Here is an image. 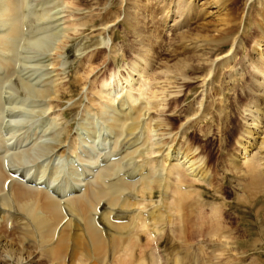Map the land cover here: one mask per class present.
<instances>
[{
    "label": "bare ground",
    "instance_id": "1",
    "mask_svg": "<svg viewBox=\"0 0 264 264\" xmlns=\"http://www.w3.org/2000/svg\"><path fill=\"white\" fill-rule=\"evenodd\" d=\"M127 1V9H133V12L126 13L127 17H130V28L138 45L134 57L123 66L124 73L119 74V70L111 72L101 80L96 90L90 89L95 96L91 97V100H95L94 112L101 115H105L107 111L112 113L109 124L107 123L111 136L118 139L119 133L126 127L127 136L124 137L123 144L127 146L124 150L118 149L117 155L106 152L107 155L99 159L98 144H90L89 149H82L80 146L94 143L92 136L96 139L99 136L92 126H84L85 134L77 133V136L68 142L67 151H62L63 156L70 155L69 158L73 159L74 163L70 162V166H66L68 170L63 172L65 166L60 168L54 164L56 149L61 147L62 143L58 139L59 136L52 141L56 135V126L52 122L57 114L47 119L43 115L48 109L43 104L59 97L56 87L62 77H57L59 73H55L52 66L56 65V57L62 54L60 52L65 49L72 32L77 33V27L81 25L72 18L75 17L74 7H78L82 2L0 0V122L4 120L5 113L8 116H18L8 123V137H4L0 132V264H111L121 255H133L138 233L142 232L143 228H148L147 231L155 240L156 234L163 228L158 227V223L169 222V218L181 210L180 203L184 198L194 193L193 198L197 201L195 202L200 204L203 198L202 190L190 188L194 185L192 183L213 185L212 188L216 191L217 186L212 183L216 173L212 174L204 156L198 151V146L192 142L179 141L185 137L186 127L193 115L199 113L197 116L200 117H197L196 122H203L206 118L204 114L207 99L215 96L214 92L210 96L211 90L218 93L216 96L223 95L226 107L224 116L219 119L226 118V122L229 120L230 123L234 120L231 106L238 105L243 97H248L244 104V110L247 112L244 123L232 128L225 123L227 127L223 130L224 138L219 140V147L227 150L226 144L238 134L236 142L240 146L238 154L228 150L224 154V159L220 161L224 170L220 180L226 173L244 180V183L238 181L236 185H240V189L248 198L256 202L259 201L258 194L264 191V17L261 23L255 22L259 34L253 39L254 53L246 54L243 62L238 61L239 69L235 68L229 73L231 80L242 69L251 67L247 92L237 94L234 99L226 102L224 92L214 86L215 75L217 68L230 66L237 47L243 46L244 38L235 41L236 26L224 19L226 17L219 15L223 9L222 0H156L157 7L154 9L153 5H150L151 8L148 6L149 0ZM212 4L216 8L214 12H217L215 17L219 22H224L223 25H227L223 29H216L218 38L214 34L211 37L202 35L200 32L206 30L205 22H197L204 20L210 13L215 14L207 10ZM150 10H153L155 16L153 27L145 28L138 17L142 16L143 20L149 18L151 21ZM90 17L93 16L90 14ZM26 18L30 21L24 24ZM191 20L197 22L196 25L192 23L197 27L196 33L186 27ZM170 21H179L176 26L182 30L178 29L175 37L179 39L182 52L184 49L196 50L190 51L193 52L192 55L184 53L170 65L165 61L164 65L157 66L166 86L161 85L153 91L150 89L152 84L157 85L160 82L154 79L150 81L149 71L153 70L159 59V49L164 41L163 32L164 29L167 32L170 30ZM145 25L147 26V23ZM113 37L112 34L108 41L101 39L100 48L113 41ZM86 41L87 39L84 43ZM57 42H61V46ZM80 45L75 52L78 58L89 56L93 51ZM225 48L223 55L218 54ZM173 52L177 53V50L174 49ZM90 72L91 70L88 73ZM191 74L202 76V95L196 102L198 108L192 115L190 107H186L185 111L181 110L177 116L184 115L187 118L174 127L173 119L162 117L161 114L166 105L177 102V98H173L166 103L171 94H174V97L180 96L183 87L186 90L191 85L181 84L184 79L187 82L192 79ZM81 79L82 76L75 77L74 81ZM169 87L177 90H168ZM6 97L11 98V102L8 99L11 106L3 105L5 101L2 103L1 100ZM152 110L156 114H152ZM89 111L90 108L87 109L88 113ZM37 112L41 116L37 115L36 118ZM191 126L192 124L189 127ZM25 127L35 135L34 139L29 140L32 135L28 134L22 137L24 133L17 136L16 132ZM140 133L143 135L141 144L136 139ZM203 135H206V132H203ZM49 140L55 144H45ZM138 144L140 145L136 146ZM133 146L136 147L132 149ZM135 152L136 156L155 154L156 157H144V162L139 167L140 170L146 168L145 172L143 170L135 175L134 172L125 170L121 173V170L126 169V166L121 168V162L124 158L129 161L131 157L126 155ZM40 160L53 164L48 174L43 169L36 171L35 167L45 165L37 163ZM128 161H125V164H128ZM115 171L118 174H115ZM125 178L129 179L127 186L122 183ZM184 179H188L191 185ZM137 180L140 181L139 185H136ZM135 185L136 189L133 188ZM155 188L161 194L160 204L158 207L151 205L154 208L149 209L148 202L153 199ZM127 193H133L135 201H128V205H125L118 199ZM101 202L107 205V210L101 209ZM221 212L219 206L211 207L210 237L213 235L219 241L218 251H230V240L234 239L230 235V229L225 227L228 223L233 225L237 219H232L228 210ZM126 214L127 222H123L122 218ZM178 215L180 217V214ZM48 235L49 237H46ZM155 245L159 246L158 240ZM103 248L107 252L104 257ZM216 250L217 247L211 252ZM154 251L152 249L149 254V264H162L160 253ZM205 251L203 255L206 254ZM175 257L174 264H179V259ZM208 257L201 258L203 264H212ZM137 264L147 262L140 260Z\"/></svg>",
    "mask_w": 264,
    "mask_h": 264
},
{
    "label": "rangeland",
    "instance_id": "2",
    "mask_svg": "<svg viewBox=\"0 0 264 264\" xmlns=\"http://www.w3.org/2000/svg\"><path fill=\"white\" fill-rule=\"evenodd\" d=\"M81 2V5H78V7H74L75 17L72 18L75 19L77 23H81V25L77 27V33L72 32V35H70L65 49L60 52L62 53L60 57L57 56L59 54H56V65L52 66V69L55 70L54 72L59 73L57 77H62L60 78V80H58V82H60L59 86L56 87V90L59 93V97L54 101L49 100L47 101L48 103L43 104L48 109L45 115H43L47 119L54 117L57 114L55 121L52 122L53 125L56 126V135L53 137L54 139L52 141H55L57 139V136H59L58 139L63 144L61 143V147L59 146L56 149L54 164L60 166V168L65 166L63 172H66L68 170V167L66 166H70V162L73 163V159H70V155L63 156L62 151L67 149L68 142H70L71 139L77 136V133L81 135L85 134L84 126H88L89 128L93 127L92 129L95 130L96 134L98 133L99 136H97V139L95 136H92L94 138V143L90 142L85 146H80L82 149H89L88 147L90 144H98L97 151L99 153V159H102L105 155H107L105 154L106 152L115 153L117 155L118 149L124 150V148L127 146L123 144L124 137L127 136L126 127H124L119 133V137H117L118 139L111 136V133L108 132V121L111 119L112 113L111 111H107L105 112L106 114L103 113L105 115H101L94 112L95 100H91V97L95 96L92 95L90 89L93 88L96 90L101 80L104 77L108 76L111 72H117L119 70V74L120 72L121 74L122 72L124 73L125 70L123 66L129 61L130 58L134 57V51L137 49L136 47H138L136 37L133 38L135 34L133 35V31L130 28V19L128 20V18L130 17H127L126 13L127 11L133 12V9H131V11L127 9V0H81ZM155 2L156 0H149L148 6L151 8L150 5H153V9L156 8L157 6ZM222 6L223 9L221 13L219 14L218 12V14L222 17H226L224 19H228L230 24L236 26L235 41L244 38L242 42L243 46L237 47L234 60L230 63V66H228L227 68H217V72L215 75L216 82L214 86L216 85V88L220 89L221 92H224V96L227 98V102L231 99H234L237 94H243L244 92H247V82L250 77V72H252L251 67L244 68V70L242 69L239 74L231 80L229 79V73L232 72L235 68L239 69L240 64L238 63V61L241 60V62H243L246 54L251 55L254 53L253 39L259 34L256 31L257 27L255 25V22L261 23L263 20L264 0H222ZM215 9L216 8H214V4L208 6L207 8V10L211 12H214ZM152 12L153 10H150L149 16L152 22L149 18H145L143 20L142 16L138 17L140 19V22H143L145 28L153 27V20L155 16ZM90 14L93 17H90ZM216 14L217 12L215 14L210 13L204 20L197 21L205 22L204 26L206 30L200 32L202 33V35H209L211 37L214 34V36L216 35L215 37L218 38L216 29H218L219 27L223 29L227 26L223 25L224 22L221 23L218 21V18L215 17ZM28 19L29 18H26L23 23L27 24V22L30 21ZM192 21L193 20L189 21L188 24H186V27H189L193 33H196L197 27H195V25L197 22ZM178 22L176 21V23H173L172 21H170L168 23V25H170V30L167 32L166 29H164V41L162 43L161 49H159L160 52L158 58L160 60L158 59L155 66H153L152 68L153 70L149 71L150 81L155 80L160 82L157 83V85L152 84L153 87L151 86L150 89L153 91L158 89L161 85L166 86V83L163 82V79L161 77L160 69L156 68L157 66L164 65L165 61H167L168 65H170L171 63L175 62L177 58L182 57L184 53L185 55H192L193 52L190 51L196 50L183 48L184 52H182L179 39L175 37L178 33V29L179 31L182 30L178 26H176ZM145 23H147V26L145 25ZM192 23H195V25H193ZM112 34L114 35L113 41H109V44L107 46H102L100 48V40L103 39L108 41L109 36H111ZM201 38H203V36ZM85 39H87L86 43H84ZM57 44L61 46V42H57ZM78 45H80L81 47H86V49H92V55L89 54V56L78 58L75 53ZM114 48L115 52L113 53ZM118 48L120 50H118ZM174 49L177 50V53L173 52ZM225 51L226 48L218 54L223 55ZM94 52H96L97 54L95 55ZM218 54L217 56H220ZM214 58L216 57L214 56ZM56 67L58 70L56 69ZM89 70H91L90 74L88 73ZM80 76H82V79L78 82H75L74 78H78ZM190 77H192V79H189L188 82L184 79L182 80L184 82H181V84L188 83L191 85L188 86L186 90L185 87L182 86L184 90H182L180 96L174 97V94H171V97H169L166 103H168L173 98H177V102L166 105L163 113L161 114L162 117H171V119H173L172 123L174 124V127L179 126V124L183 123L187 118L184 115L182 117L177 116L181 112V110L185 111L186 107H190L192 115L198 108V104L196 102L202 95V76L191 74ZM193 77L196 79H194ZM169 88L170 89L168 90L171 91L177 90V88L174 87ZM212 92H214V97L212 96ZM216 95H218V93H216L215 90L210 91V96H212L213 98L209 97L207 99L204 114L206 118H204L203 122H196L198 117L197 115H199V113H197V115L195 116L193 115L190 120L191 122H189V125L186 127L187 133L185 137L181 138L179 141H188L190 143L192 142L193 145L198 146V151L201 155L204 156L207 165L212 171V174L214 172L216 173L214 179L212 178V183L217 186V190L215 191L214 188H212L213 185L209 186L205 183H192L194 185H191L188 182V179H186L187 181L184 179L191 185L190 188L194 187L196 189L198 188L199 190H202V202L200 204L196 203L197 201L194 200L195 198H193V196L195 197L194 193L190 197L184 198L180 203L181 210L177 213L175 212L174 217L169 218V222L165 221L164 223H158L157 226L163 228L159 234H156L154 238L155 240L152 239V234L147 231L148 228H143L142 232L140 231L138 233L139 237L135 242L133 255L131 257L121 255L111 264H137L140 262V260H146L147 264H149V254L152 249L154 251V248V252L160 253L159 255L160 257H162V264H174V259L176 258L175 256H177V258L179 259V264H196V261L198 262L197 264H203L201 261V258L203 256H209L208 258L212 264H264V191L263 193L258 194V196L260 197L258 198L259 201L256 202L248 198L247 194L240 189V185H236L238 181H240V183H244V180H240L239 177H236L235 175L230 173L224 174V178L220 180L224 171L221 167L222 164L220 161L224 159V154L227 152V150L238 154L240 146L236 142L238 134L236 135L234 140H230V142L228 141L229 144H226L227 150L224 147H219V140L224 138L223 130H226L227 125L229 126V128H232L234 125H241L244 123V120L246 118L245 114L247 113L244 110V104L246 103V99H248V97H243L242 101H240L238 105L231 106L232 118L234 117V120H231L230 123L229 120L228 122H226V118H223L222 120L219 119L220 116H224L226 103L225 101H223V95ZM8 99L9 98L6 97L1 100L2 103L5 101L3 104L5 107L11 106V104L9 103L11 102V98L9 99V102ZM89 108L90 111L88 113L87 109ZM151 113L156 114V112H154L153 110ZM4 115L7 118L4 116V122H0V124L3 122L0 126V132L2 135L4 134V137H8V134L10 132L8 126L10 124L8 123H10L12 119L18 118V116H8L7 113H5ZM37 115L41 116L39 112L36 113V118ZM225 123L228 124L226 125ZM24 124H26V122H24ZM191 124L192 126L189 127ZM27 127L20 129L21 132L20 130L17 131V136H21L24 133L22 137L28 134L32 135L29 140L34 139L33 136L35 135L33 133L31 134V131ZM4 130H6V132ZM203 132H206V135H203ZM92 137L90 138V140L93 139ZM142 138L143 135H141V133L140 135H137L136 139H138V143H142ZM52 141H46L45 144L47 143V145L53 146L55 143H51ZM102 144L103 147H101ZM140 144L136 146H139ZM136 146H133L132 149H134V147ZM127 150L131 149L127 148ZM136 155V152L134 154L129 153L128 156L126 155V157L131 158L129 161L127 160V158H124V161L121 162V165L123 164L121 168L126 166V169L122 168L124 170H121V173L125 170H130L129 172H134L133 174L135 175H138L136 173L140 171L142 172L143 170L145 172V170L147 171L146 168L140 170L139 167V165L144 162V157H147L149 159H153L152 157H156L155 154H144V156ZM132 156H134V158H132ZM133 159H135L134 162ZM65 161L67 162L65 163ZM125 161H128V164H125ZM37 163H44V160H40V162L37 161ZM44 164L45 165L42 164V166L40 167H35V169L37 168L36 171H40L43 169V171L48 174L53 168V164H50L47 161H45ZM116 172L117 171H115V174H118ZM64 174L65 173H63L62 176H64ZM124 180L125 181H122V183H126L125 185L127 186L129 184L127 182L129 181V179L125 178ZM139 182L140 181L137 180L136 185H139ZM136 185L133 187L134 189H136ZM122 196H125L126 199ZM122 196H120L118 200L125 203V205H128V201L131 203L135 201V196L133 193H127ZM160 200L161 194L159 190L155 188L154 197L152 200H150V202H148V204L150 205L149 209L150 207L153 209L154 207L152 206L154 205L158 207V205L160 204ZM212 204L214 205L212 206ZM214 206H219L222 211L221 213H224L225 210H228L232 219L233 217L237 219V222L233 223V225L228 223L225 227L226 229H230V235L233 236L234 239L233 241L230 240V243L232 245L229 248H231V250H226L227 252L225 250L218 251L219 241L216 240L213 235L212 237H210V233H212V228L210 225V212L211 207ZM106 208L107 205L104 202H101V209L103 210ZM130 210L133 211L134 209ZM178 214H180V217ZM126 216L128 215L126 214L123 216V222H127ZM46 237H49V235ZM156 240H158L159 246L155 245ZM216 247L217 252H211L213 248ZM201 249H203V251H201ZM204 251L206 252V254L203 255ZM102 255V257L107 255L105 248H103ZM108 261L111 262V258L109 259L108 257ZM158 261H160V259Z\"/></svg>",
    "mask_w": 264,
    "mask_h": 264
}]
</instances>
